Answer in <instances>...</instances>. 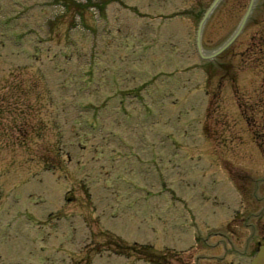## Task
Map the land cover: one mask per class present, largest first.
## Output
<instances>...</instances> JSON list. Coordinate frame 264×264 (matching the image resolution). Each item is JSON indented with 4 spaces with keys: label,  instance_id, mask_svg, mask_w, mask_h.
<instances>
[{
    "label": "rangeland",
    "instance_id": "obj_1",
    "mask_svg": "<svg viewBox=\"0 0 264 264\" xmlns=\"http://www.w3.org/2000/svg\"><path fill=\"white\" fill-rule=\"evenodd\" d=\"M251 1L214 9L201 57L210 0H0V264H149L134 245L165 264L249 263L264 241V104L247 107L264 96V0L210 56ZM115 84L133 98L111 100ZM123 145L139 150L124 164Z\"/></svg>",
    "mask_w": 264,
    "mask_h": 264
},
{
    "label": "bare ground",
    "instance_id": "obj_2",
    "mask_svg": "<svg viewBox=\"0 0 264 264\" xmlns=\"http://www.w3.org/2000/svg\"><path fill=\"white\" fill-rule=\"evenodd\" d=\"M238 111H240V110H238ZM238 111H237V112H238ZM240 113H241V111L238 113V115H239ZM262 211H264V210H262ZM262 211H260V213H262ZM259 215H260V214H259ZM261 215H262V214H261ZM261 215H260V217H261ZM260 217H259V218H260Z\"/></svg>",
    "mask_w": 264,
    "mask_h": 264
},
{
    "label": "water",
    "instance_id": "obj_3",
    "mask_svg": "<svg viewBox=\"0 0 264 264\" xmlns=\"http://www.w3.org/2000/svg\"><path fill=\"white\" fill-rule=\"evenodd\" d=\"M261 258H262V255H261ZM264 259V258H263ZM256 263H258V259L253 263V264H256Z\"/></svg>",
    "mask_w": 264,
    "mask_h": 264
}]
</instances>
